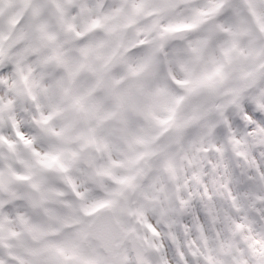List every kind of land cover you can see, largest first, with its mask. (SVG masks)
I'll list each match as a JSON object with an SVG mask.
<instances>
[{"label":"clouds","instance_id":"9594fccd","mask_svg":"<svg viewBox=\"0 0 264 264\" xmlns=\"http://www.w3.org/2000/svg\"><path fill=\"white\" fill-rule=\"evenodd\" d=\"M220 2L0 0V264H264V2Z\"/></svg>","mask_w":264,"mask_h":264},{"label":"snow or ice","instance_id":"6c2138e0","mask_svg":"<svg viewBox=\"0 0 264 264\" xmlns=\"http://www.w3.org/2000/svg\"><path fill=\"white\" fill-rule=\"evenodd\" d=\"M256 2H257V0H252V3L250 4V7L254 6V4ZM262 2H264V0H262ZM133 8L136 11H139L140 10V5L133 4ZM220 9H221L220 0H209V4H208L206 12L198 13V17H201V16H214V15H216L219 12ZM84 10H87V9H84ZM227 44H228V46H221V51H222L223 55L226 58L229 56L230 52L235 48V44H236L235 34L233 36V39L231 41L227 42ZM207 45H208V41L207 40L198 41L196 43V46L192 48V52L194 54H196V56L198 57L206 49ZM54 159H55V157H53V160ZM127 179L128 178H124V179L118 180L117 183H125V181ZM85 264H87V262H85Z\"/></svg>","mask_w":264,"mask_h":264}]
</instances>
